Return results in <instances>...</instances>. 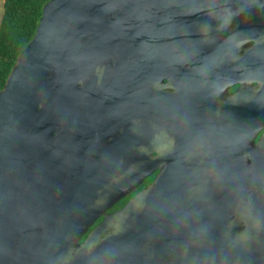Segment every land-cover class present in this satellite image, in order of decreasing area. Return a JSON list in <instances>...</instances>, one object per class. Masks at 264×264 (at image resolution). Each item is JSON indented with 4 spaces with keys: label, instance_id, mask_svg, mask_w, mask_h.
Listing matches in <instances>:
<instances>
[{
    "label": "water",
    "instance_id": "water-1",
    "mask_svg": "<svg viewBox=\"0 0 264 264\" xmlns=\"http://www.w3.org/2000/svg\"><path fill=\"white\" fill-rule=\"evenodd\" d=\"M165 1L44 5L0 90V264H264V132L254 140L264 120L249 124L248 154L229 157L228 171L170 155L149 186L107 213L164 157L148 153L161 128L149 121L161 85L151 63L165 39L196 36V13ZM121 104L134 118L135 169L125 176L118 156L92 147L115 131Z\"/></svg>",
    "mask_w": 264,
    "mask_h": 264
},
{
    "label": "flooded vegetation",
    "instance_id": "flooded-vegetation-1",
    "mask_svg": "<svg viewBox=\"0 0 264 264\" xmlns=\"http://www.w3.org/2000/svg\"><path fill=\"white\" fill-rule=\"evenodd\" d=\"M165 2L168 10L196 13L192 17L196 36L176 38L171 45L165 39L161 60L151 63L161 85L151 89L148 97L149 121L161 128L159 140L157 135L152 136L148 153L151 159L164 157L152 162V174L107 213L119 210L149 186L170 155L201 157L205 170L228 171L223 165L229 157L248 154L249 124L264 120V0ZM123 107L121 104L115 131L92 147L108 157L118 156L117 167L125 176L127 170L131 174L135 169V161H131L135 146L133 113L129 109L127 116ZM175 124L181 128L171 133L170 126ZM191 132L197 134L191 136ZM263 132L264 128L256 134L255 142ZM88 150V143H84V153ZM102 219H97L82 240Z\"/></svg>",
    "mask_w": 264,
    "mask_h": 264
},
{
    "label": "trees",
    "instance_id": "trees-1",
    "mask_svg": "<svg viewBox=\"0 0 264 264\" xmlns=\"http://www.w3.org/2000/svg\"><path fill=\"white\" fill-rule=\"evenodd\" d=\"M49 0H4L0 20V90L19 53L35 34Z\"/></svg>",
    "mask_w": 264,
    "mask_h": 264
},
{
    "label": "rangeland",
    "instance_id": "rangeland-1",
    "mask_svg": "<svg viewBox=\"0 0 264 264\" xmlns=\"http://www.w3.org/2000/svg\"><path fill=\"white\" fill-rule=\"evenodd\" d=\"M3 1L4 0H0V20H1L2 14H3Z\"/></svg>",
    "mask_w": 264,
    "mask_h": 264
},
{
    "label": "crops",
    "instance_id": "crops-1",
    "mask_svg": "<svg viewBox=\"0 0 264 264\" xmlns=\"http://www.w3.org/2000/svg\"><path fill=\"white\" fill-rule=\"evenodd\" d=\"M3 3H4V1H3Z\"/></svg>",
    "mask_w": 264,
    "mask_h": 264
}]
</instances>
